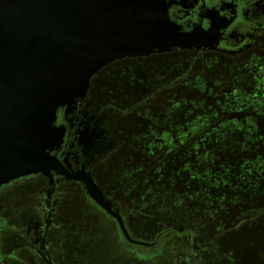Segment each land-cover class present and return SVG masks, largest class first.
<instances>
[{
    "label": "flooded vegetation",
    "instance_id": "af4514ba",
    "mask_svg": "<svg viewBox=\"0 0 264 264\" xmlns=\"http://www.w3.org/2000/svg\"><path fill=\"white\" fill-rule=\"evenodd\" d=\"M167 1L171 18L183 31L219 28V44L117 59L92 77L87 92L71 107L58 110L62 135L50 150L54 159L49 169L0 186V264H116L122 241L130 244L124 264H154L153 260L157 264H207L205 253L199 251L203 241V246L216 253L210 264L218 261L220 249L195 227L184 204L162 200L154 207L150 200H139L137 183L142 176L149 181L148 171L142 175L128 169L121 157L122 151H128L132 162L130 150L136 148L131 138L134 130L128 129L135 119L127 115L173 83L132 100L129 94L106 92L104 77L98 75L118 62L172 51H190L196 57L207 51L264 54V0ZM93 185L105 195L109 209L91 196L89 186ZM262 211L264 207L250 213ZM116 215L123 218L135 242L127 240ZM174 233L179 239L186 235L192 244L188 248L182 242L183 254L178 255L175 248L169 256L166 252ZM104 239L111 240L113 252ZM100 247L106 251L100 253Z\"/></svg>",
    "mask_w": 264,
    "mask_h": 264
},
{
    "label": "rangeland",
    "instance_id": "374dc122",
    "mask_svg": "<svg viewBox=\"0 0 264 264\" xmlns=\"http://www.w3.org/2000/svg\"><path fill=\"white\" fill-rule=\"evenodd\" d=\"M98 76L106 92L132 100L173 83L127 115L135 119L128 129L136 148L132 162L128 151L122 160L149 179L138 180L136 195L154 207L162 200L184 204L220 249L216 264H264V211L250 213L264 207V54L172 51L115 63ZM180 237L174 233L167 255L175 248L182 255V242L191 247ZM203 243L199 251L210 264L216 253ZM127 248L122 241L116 264L128 260Z\"/></svg>",
    "mask_w": 264,
    "mask_h": 264
},
{
    "label": "water",
    "instance_id": "95a60500",
    "mask_svg": "<svg viewBox=\"0 0 264 264\" xmlns=\"http://www.w3.org/2000/svg\"><path fill=\"white\" fill-rule=\"evenodd\" d=\"M167 0H0V186L51 166L60 108L107 64L218 45L219 28L183 31ZM91 196L106 209L97 186ZM130 242L123 218L116 215ZM142 243V242H141Z\"/></svg>",
    "mask_w": 264,
    "mask_h": 264
}]
</instances>
